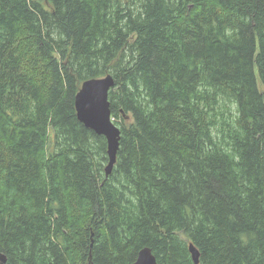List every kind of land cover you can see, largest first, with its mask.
Segmentation results:
<instances>
[{"label": "trees", "instance_id": "obj_1", "mask_svg": "<svg viewBox=\"0 0 264 264\" xmlns=\"http://www.w3.org/2000/svg\"><path fill=\"white\" fill-rule=\"evenodd\" d=\"M109 75L107 176L75 98ZM190 244L264 264V0H0L5 264H195Z\"/></svg>", "mask_w": 264, "mask_h": 264}, {"label": "water", "instance_id": "obj_2", "mask_svg": "<svg viewBox=\"0 0 264 264\" xmlns=\"http://www.w3.org/2000/svg\"><path fill=\"white\" fill-rule=\"evenodd\" d=\"M114 86L111 75L105 78L91 79L83 83L75 98L78 120L96 135L103 136L108 142V155L110 163L106 170L109 176L117 161V153L120 148V129L115 125L110 109L109 92ZM195 264H200V252L192 244L190 245ZM7 256L0 254V263H7ZM86 264H96L89 257ZM133 264H157V259L150 248H144Z\"/></svg>", "mask_w": 264, "mask_h": 264}, {"label": "bare ground", "instance_id": "obj_3", "mask_svg": "<svg viewBox=\"0 0 264 264\" xmlns=\"http://www.w3.org/2000/svg\"><path fill=\"white\" fill-rule=\"evenodd\" d=\"M107 77V76H106ZM105 78V77H104ZM114 87V86H113ZM119 128V127H118ZM120 129V128H119ZM121 132V131H120ZM110 158V157H109ZM110 163V162H109ZM109 166V165H108ZM106 170H107V168H106ZM190 245H192V244H190ZM148 248V247H147ZM144 249V248H143ZM143 249H141L139 252H138V255H137V258H136V260L138 259V257H139V255H140V252L143 250ZM152 250V249H151ZM91 257V256H90ZM156 257V256H155ZM92 258V257H91ZM157 259V258H156Z\"/></svg>", "mask_w": 264, "mask_h": 264}, {"label": "rangeland", "instance_id": "obj_4", "mask_svg": "<svg viewBox=\"0 0 264 264\" xmlns=\"http://www.w3.org/2000/svg\"><path fill=\"white\" fill-rule=\"evenodd\" d=\"M192 255V254H191Z\"/></svg>", "mask_w": 264, "mask_h": 264}]
</instances>
